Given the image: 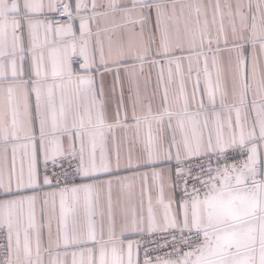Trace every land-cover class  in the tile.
Returning a JSON list of instances; mask_svg holds the SVG:
<instances>
[{
	"label": "snow or ice",
	"instance_id": "snow-or-ice-1",
	"mask_svg": "<svg viewBox=\"0 0 264 264\" xmlns=\"http://www.w3.org/2000/svg\"><path fill=\"white\" fill-rule=\"evenodd\" d=\"M0 264H264V0H0Z\"/></svg>",
	"mask_w": 264,
	"mask_h": 264
}]
</instances>
